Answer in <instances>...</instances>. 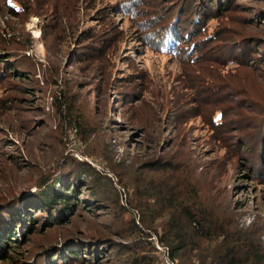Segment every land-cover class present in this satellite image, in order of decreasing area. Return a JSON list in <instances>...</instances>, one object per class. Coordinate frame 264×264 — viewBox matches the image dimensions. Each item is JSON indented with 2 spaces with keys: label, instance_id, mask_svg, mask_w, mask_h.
Masks as SVG:
<instances>
[{
  "label": "rangeland",
  "instance_id": "rangeland-1",
  "mask_svg": "<svg viewBox=\"0 0 264 264\" xmlns=\"http://www.w3.org/2000/svg\"><path fill=\"white\" fill-rule=\"evenodd\" d=\"M125 1L136 2L126 13ZM214 3L33 0L31 17L0 16L11 44L0 60L16 66L0 70V212L48 187L70 158L91 173L62 220L17 207L25 233L15 229L19 250L4 249L14 262L0 264H129L139 252L162 264L154 233L167 214L146 190L175 180L215 198L264 244V153L253 139L264 111V0ZM203 9L192 35L183 26L172 48L157 46V17L168 25Z\"/></svg>",
  "mask_w": 264,
  "mask_h": 264
},
{
  "label": "trees",
  "instance_id": "trees-1",
  "mask_svg": "<svg viewBox=\"0 0 264 264\" xmlns=\"http://www.w3.org/2000/svg\"><path fill=\"white\" fill-rule=\"evenodd\" d=\"M24 1L0 0V16L3 17L4 12L5 15L11 18H19L22 15L26 17L35 15L28 7L30 6L31 8L33 6L31 5L33 0ZM202 1L207 4L208 8L215 7L214 2L216 0ZM132 4H136V2L126 3L125 1L119 9H122L126 13L132 9ZM225 7L226 5H220L216 11H223ZM189 11L192 13L193 9L191 8ZM205 11L203 9L199 14L196 13V17L189 21L184 16L181 18L177 17L176 22L174 21L168 25V22L164 20L165 16L161 14L157 18L158 20L161 18L162 29L152 35L155 40L159 41L157 46L159 48L162 46L172 48L173 43L176 42V38H180L181 33L187 32L189 28L192 30L190 33H186L187 37L192 35L203 19L201 15L206 14ZM135 14L136 11L132 13V15ZM145 22L149 26L154 23V21L150 20H146ZM2 36L0 31V49L8 47L10 44ZM10 62L8 58L0 60V70L5 71L6 68L16 70V66ZM256 115L258 122L254 127L255 130L253 129V139L257 140L255 148L258 146V148L263 149L264 153V111H258ZM56 167L58 173L48 187L35 195V197L28 198L26 196V198L24 196L22 201L14 205H7L8 207L0 212V259L14 262L13 257H10L5 251L10 250L12 253H15L19 250V244L15 245V237L11 236V234H14L15 229L24 225L18 217L19 214L14 215L16 214L17 207L22 206L23 208L26 206L23 209L28 210V205H35L38 207L37 211L41 212V214L46 213L50 219L62 220L64 215L71 210L73 202L76 201L75 191L78 186L77 184L80 181L86 182L85 179H81V174L83 172L85 174L86 171L84 170H88L89 174H91L86 164L71 161V158L64 165L57 164ZM156 167L157 169L170 171L166 168L168 167V163L165 161L157 162ZM169 167L171 168V166ZM173 174L172 179L174 181L176 179L174 176L178 173L174 172ZM175 181L176 183L171 185H168V183L163 188L151 187L146 190L148 193L146 202H154L156 205H160L167 214L160 231L154 234L157 237L158 243L164 249L165 261L168 264H264V244L260 241V233H252L249 229H244L238 223L236 215L222 204L217 203L215 198L208 194L202 195L199 189H188L187 186L182 185L177 180ZM88 184L90 186V183ZM23 220L29 223V225L36 220L33 217L32 210L24 214ZM9 222H11V226H14V228L9 226ZM24 228L22 227L20 230V237L24 236ZM134 228L135 236L141 241L140 246L148 245L149 236L145 235L146 230L136 225H134ZM134 242L136 243V240ZM102 252V248H99L93 254L103 256ZM58 254L55 253L56 256ZM64 254L77 256L79 253L77 251H66ZM72 255L69 257L73 258ZM53 259L52 257L50 261ZM75 260L78 259L75 257ZM165 261L162 264H165ZM129 264L152 263L145 257L144 253L139 252L132 255Z\"/></svg>",
  "mask_w": 264,
  "mask_h": 264
},
{
  "label": "built area",
  "instance_id": "built-area-1",
  "mask_svg": "<svg viewBox=\"0 0 264 264\" xmlns=\"http://www.w3.org/2000/svg\"><path fill=\"white\" fill-rule=\"evenodd\" d=\"M165 264H168V263L165 261Z\"/></svg>",
  "mask_w": 264,
  "mask_h": 264
}]
</instances>
